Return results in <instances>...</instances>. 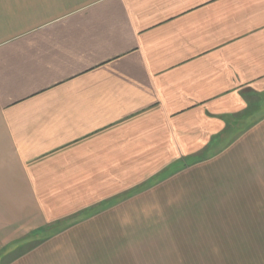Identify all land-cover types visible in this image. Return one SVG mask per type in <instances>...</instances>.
Here are the masks:
<instances>
[{"label":"crops","instance_id":"1","mask_svg":"<svg viewBox=\"0 0 264 264\" xmlns=\"http://www.w3.org/2000/svg\"><path fill=\"white\" fill-rule=\"evenodd\" d=\"M262 100L264 0H0V264H264Z\"/></svg>","mask_w":264,"mask_h":264},{"label":"rangeland","instance_id":"2","mask_svg":"<svg viewBox=\"0 0 264 264\" xmlns=\"http://www.w3.org/2000/svg\"><path fill=\"white\" fill-rule=\"evenodd\" d=\"M261 111L262 112L264 111V100H262V102H261ZM248 116H252L251 110L246 111V113L243 115H239V120L245 122ZM39 236H40V234H37V237H39ZM11 246L14 248L17 245L15 243H13ZM6 260H8V259H6Z\"/></svg>","mask_w":264,"mask_h":264}]
</instances>
